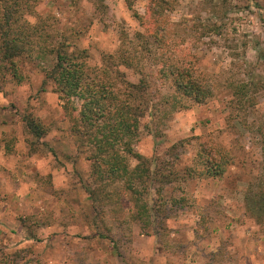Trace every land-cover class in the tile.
<instances>
[{"label":"rangeland","instance_id":"1","mask_svg":"<svg viewBox=\"0 0 264 264\" xmlns=\"http://www.w3.org/2000/svg\"><path fill=\"white\" fill-rule=\"evenodd\" d=\"M149 1L96 7L94 0H28L21 10L32 23L41 15L56 39L86 49L88 63L99 65L102 53L117 49L121 32L142 29L138 18ZM159 8L169 34L163 66L191 63L212 96L201 104L185 100L164 118L161 99L173 88L159 78V60L143 61L150 103L134 149L161 160L155 167L172 177L162 187L149 185L156 208L149 225L135 219L120 182L93 181L90 147L73 133L41 68L23 57L21 82L0 69V263L264 264V224L243 206L248 183L264 172V0H169ZM121 69L138 81L134 70ZM27 113L48 129L33 153L23 131ZM208 151L228 158L220 177L199 171Z\"/></svg>","mask_w":264,"mask_h":264},{"label":"trees","instance_id":"2","mask_svg":"<svg viewBox=\"0 0 264 264\" xmlns=\"http://www.w3.org/2000/svg\"><path fill=\"white\" fill-rule=\"evenodd\" d=\"M103 1L94 0L96 7H102ZM167 1L150 0L146 13L138 18L142 29L132 36L121 32L117 49L102 53L99 65L88 63L86 49L70 50L64 40L56 39L44 27L45 19L41 15H35L34 23L26 19L21 9L30 5L28 0H11V5L4 3L0 8V69H6L13 80L21 82L24 76L19 63L23 57L29 56L37 63L44 73V82L53 85L64 115L72 119L73 133L78 135L80 143L90 147L88 159L93 181L120 182L122 190L133 201L135 219L143 227L149 225L156 209L153 198L147 196L149 185L160 182L162 187L172 182L171 173L156 168L161 160L147 158L134 149L140 133V118L150 103L151 87L143 61L153 58L160 61L166 54L163 48L169 43L167 22L164 23L166 15L159 8ZM190 65L181 61L168 66L162 63L157 70L159 78L170 81L173 88L172 93L161 99L167 109L163 111L164 118L166 113L185 107V100L201 104L212 96L210 85L198 79ZM121 66L138 73V81L128 80ZM22 121L28 150L37 152V146L44 144L41 140L48 129L31 113L23 115ZM176 145L170 147L173 149ZM261 148L264 162V141ZM201 154V174L220 177L228 162L226 155L210 151ZM130 158L136 160L132 166ZM257 178L256 182L248 183L243 206L244 212L256 223L264 224V172ZM255 186L260 189H254ZM86 190L90 196L95 195L94 188ZM156 192L159 195L161 189Z\"/></svg>","mask_w":264,"mask_h":264}]
</instances>
